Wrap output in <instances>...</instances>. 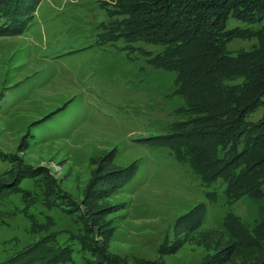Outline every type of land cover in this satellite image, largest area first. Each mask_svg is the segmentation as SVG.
<instances>
[{
	"label": "rangeland",
	"instance_id": "374dc122",
	"mask_svg": "<svg viewBox=\"0 0 264 264\" xmlns=\"http://www.w3.org/2000/svg\"><path fill=\"white\" fill-rule=\"evenodd\" d=\"M99 2L0 13V264H264V195L229 202L158 144L190 118L176 73L149 62L160 45L105 34Z\"/></svg>",
	"mask_w": 264,
	"mask_h": 264
},
{
	"label": "trees",
	"instance_id": "16d2710c",
	"mask_svg": "<svg viewBox=\"0 0 264 264\" xmlns=\"http://www.w3.org/2000/svg\"><path fill=\"white\" fill-rule=\"evenodd\" d=\"M39 1L29 0L32 5L24 9L25 0H0V13L33 15ZM99 1L108 15L118 18L104 28L105 34L160 45L149 62L176 73L174 94L184 102L177 114L190 118L175 123L158 144L188 160L204 184L220 179L229 202L243 195L263 201L264 115L257 120L252 116L264 114V0ZM230 18L247 27H227ZM12 25L3 29L19 33ZM234 37L256 40L248 50L229 53L226 42ZM260 206L264 210V202ZM230 220L239 221L226 214L225 229ZM257 225L264 228V218Z\"/></svg>",
	"mask_w": 264,
	"mask_h": 264
}]
</instances>
